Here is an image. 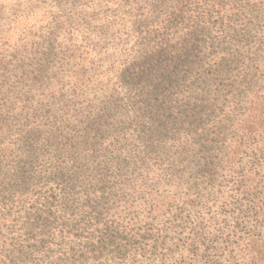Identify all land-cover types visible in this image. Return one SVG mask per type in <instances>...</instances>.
<instances>
[{
    "label": "trees",
    "instance_id": "1",
    "mask_svg": "<svg viewBox=\"0 0 264 264\" xmlns=\"http://www.w3.org/2000/svg\"><path fill=\"white\" fill-rule=\"evenodd\" d=\"M116 1L50 0L63 20L6 46L0 204L45 198L55 239L96 253L68 264H264V48L244 37L253 23L230 25L228 46L200 26L261 3L186 0L197 34L87 55L69 13Z\"/></svg>",
    "mask_w": 264,
    "mask_h": 264
},
{
    "label": "rangeland",
    "instance_id": "2",
    "mask_svg": "<svg viewBox=\"0 0 264 264\" xmlns=\"http://www.w3.org/2000/svg\"><path fill=\"white\" fill-rule=\"evenodd\" d=\"M49 1L0 0V60L12 58L10 57V53L13 52L11 47L6 46H11L15 40H18L24 26L29 28L33 24L34 27L27 32L29 45L18 47L26 51L30 48V42L36 41L37 27L47 23L56 25L63 20L59 17V13L57 16L48 13ZM253 1L261 3L258 8L237 14L228 13V17L224 16L227 19L225 23L217 20L218 16L215 14L210 19H204L205 22L200 24L206 30L205 34H201L202 37L207 39L209 44L213 37L221 38L223 44L228 46V36L234 37L231 29L228 28L230 25L231 27L240 26L239 29H242L243 25L249 27L248 23L251 25L253 23L251 34L244 37L248 38L252 51L255 48H264V10H262L264 0ZM116 3L117 5L108 6L109 9L103 6L95 8L96 10H89L85 7L87 11L83 13L77 14L74 10L69 13L73 29L77 28L79 32L77 38L75 36L73 38L80 40L81 49L84 52L88 51L87 55L91 56L89 51L94 53V56L97 54L89 48L93 47L101 51L103 56V51L106 49L122 47L126 40L132 38V34L144 36L146 30L161 33V39L167 41L180 32L189 33L194 30L193 35L197 34L198 23L192 18L191 12H187L191 5L187 4L186 0H118ZM131 5L133 7H130ZM98 9L102 11L98 12ZM150 14L154 16H149ZM256 18L262 21L258 23L254 20ZM238 38L241 39V37ZM3 40L8 41L6 45ZM22 54L23 51L15 52L17 57H21ZM254 59L256 62L257 57ZM43 207L49 208L50 205L42 197L36 201L33 198L26 199V202L12 198L9 202L0 204V243L3 247L0 264H35L38 252L47 256L49 264H66L65 261L68 264L74 260H89L96 254L92 244L78 245L76 241L68 244L69 249H67V245L59 239L56 240L51 234L55 224L53 216L46 210L36 211ZM106 256L103 251L100 260Z\"/></svg>",
    "mask_w": 264,
    "mask_h": 264
}]
</instances>
